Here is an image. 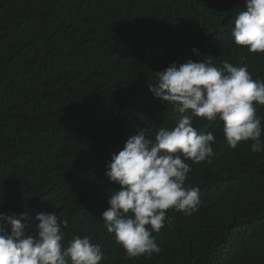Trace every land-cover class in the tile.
Instances as JSON below:
<instances>
[{
  "label": "trees",
  "instance_id": "trees-1",
  "mask_svg": "<svg viewBox=\"0 0 264 264\" xmlns=\"http://www.w3.org/2000/svg\"><path fill=\"white\" fill-rule=\"evenodd\" d=\"M244 6L0 0V214H26L30 224L41 212L62 213L64 242L91 238L100 264H264V151H251V141L230 148L219 120L193 118L198 133L215 135L212 163L186 161V186L199 188L200 204L191 216L168 210L154 233L158 254L129 258L101 215L119 190L105 175L112 154L139 128L154 139L176 123L173 107L150 91L156 72L206 57L247 65L264 81V54L232 36Z\"/></svg>",
  "mask_w": 264,
  "mask_h": 264
},
{
  "label": "clouds",
  "instance_id": "clouds-1",
  "mask_svg": "<svg viewBox=\"0 0 264 264\" xmlns=\"http://www.w3.org/2000/svg\"><path fill=\"white\" fill-rule=\"evenodd\" d=\"M232 36L236 45L264 54V0H245ZM155 74L150 91L162 106L173 107L176 123L160 127L154 139L149 129L139 128L106 165V177L119 190L110 192L102 220L129 258L160 252L154 233L164 227L168 210L187 216L198 210L200 190L186 186L192 171L186 161L211 164L216 138L213 132L198 133L194 117L219 120L232 149L251 141V151H264V117L257 115L264 106V81L254 80L247 65L224 61L217 67L205 57L172 63ZM25 220L26 214H0V264H100L104 258L89 237L73 235L64 242L68 222L62 213L41 212L34 222Z\"/></svg>",
  "mask_w": 264,
  "mask_h": 264
}]
</instances>
